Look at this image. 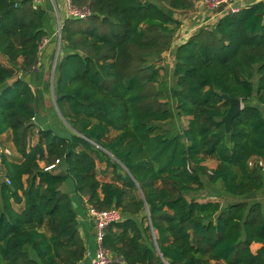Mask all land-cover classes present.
<instances>
[{
  "label": "trees",
  "instance_id": "trees-1",
  "mask_svg": "<svg viewBox=\"0 0 264 264\" xmlns=\"http://www.w3.org/2000/svg\"><path fill=\"white\" fill-rule=\"evenodd\" d=\"M72 2L92 14L86 26L63 20L53 82L60 132L35 122L45 97L27 78L56 16L38 0H0V136L11 133L16 150L0 162V264H84L79 212L61 188L68 180L93 209L121 211L104 229L108 264H264V202L194 195L204 177L248 199L264 189V114L252 102L264 105V0L175 47L180 14L196 0ZM167 50L172 85L149 62ZM223 94L243 102L229 132ZM175 113L188 120L182 130L166 126Z\"/></svg>",
  "mask_w": 264,
  "mask_h": 264
},
{
  "label": "rangeland",
  "instance_id": "rangeland-1",
  "mask_svg": "<svg viewBox=\"0 0 264 264\" xmlns=\"http://www.w3.org/2000/svg\"><path fill=\"white\" fill-rule=\"evenodd\" d=\"M155 2H159V0H153ZM238 6L241 5V3L239 2L237 4ZM196 8L193 9L192 12L195 11ZM206 10V9H205ZM190 12V13H192ZM189 13H186V15ZM185 14H180V16H184ZM185 15V16H186ZM177 16L178 13H177ZM82 24L83 26H86L89 24L88 18L82 20ZM202 26H208L207 24H204ZM200 26V27H202ZM182 27V26H181ZM55 52L53 57L51 58L50 64H49V74L47 76L48 81H50V84L48 86V88L46 89V96L45 99H43V103H41L40 105V110L38 111L37 115H36V119L35 122L37 123L38 126L40 127H51L57 131L63 132L65 129L64 127V120L61 117V115L58 112L57 106L55 104V96L53 93V89H52V75H53V66L55 64V59H56V54L57 52H59L58 57L60 55V51H61V40H59V22H57V26L55 28ZM175 39V37H174ZM0 61L3 63H7V61L0 55ZM149 62H157V64L160 66L161 70L160 73L163 74V76L167 77V80L169 81L170 85L173 84V77H172V67H173V58H172V52L171 50H167L164 51L161 56L156 55L153 56L151 58H149ZM39 95H41V93H39ZM40 97V96H39ZM41 99V97H40ZM42 102V100H41ZM252 102L254 104H257L260 106V108L263 111L264 114V105L259 104V102L257 101L256 98H254V100H252ZM171 104L172 107H174V102L173 100H171ZM175 111V107L173 108ZM187 118L186 117H179L176 113L174 115V117L172 118V120H170L166 126L171 128V129H177V130H182L186 125H187ZM0 147L1 148H8L12 153V156H16V150L12 141V134L11 133H6L3 134L2 136H0ZM1 157V156H0ZM216 159L214 158H208L207 160V164L210 167H214L216 165ZM101 166V165H100ZM2 167L0 165V174H2ZM205 183H206V188L198 193H194V195H196L200 200H219L223 205H226L230 202H235V201H239V200H260L262 202H264V189L258 193H256L254 196H252L251 198H244V197H240L237 195H230L228 193H226L223 188L222 185L220 183L218 184H211L209 183L208 179L206 177H204ZM67 185V188L69 186V188L71 190H73L72 193H70V195L72 196L75 206L78 210V212H83L85 213V209H84V205L82 204L79 196L77 195V193L74 190L73 187V182L71 180H68L67 182H65L64 184L61 185V188H65V186ZM66 190V189H65ZM88 239L90 240L89 243L91 244L90 250H91V257L89 258V260L92 259V257L95 256L96 254V249H97V242L96 239L94 238V236L92 237H88ZM259 247V245L257 244H253L252 248L253 250L257 249Z\"/></svg>",
  "mask_w": 264,
  "mask_h": 264
},
{
  "label": "crops",
  "instance_id": "crops-1",
  "mask_svg": "<svg viewBox=\"0 0 264 264\" xmlns=\"http://www.w3.org/2000/svg\"><path fill=\"white\" fill-rule=\"evenodd\" d=\"M38 1L41 2L43 5L48 4L49 8L51 9V13L55 14L56 16L54 5L51 2V0H38ZM55 1H56L58 9L63 14L66 0H55ZM256 1L258 0H235V3L238 4L240 2L241 3L240 6L243 7V6H247ZM195 8L196 9L194 12L191 11L192 13L189 12V14L187 15L185 14L186 16L185 15L180 16L182 18L183 23H182V27L179 29V31L175 35V39L173 43L174 47L186 41L189 38V36H191L199 28L204 18H207L208 21H211L209 19L211 16V13L205 10V7L203 6L201 0H196ZM56 19H57V16H56ZM55 43H56L55 33L52 32L42 45V49L40 53V62H39L38 68H36L35 71L30 73L27 77L28 80L31 82L33 89L36 90V92L41 93V95L44 97L46 96V89L48 88L50 84V81H48L47 76L49 74V68H50L49 64H50L51 58L54 55L55 48H56ZM64 189H66V191H68L69 193L73 192V190H71L69 186L67 188V185L65 186ZM81 202L84 205L85 213L79 212V219H80V224H81L80 231L87 243L88 252H90L91 254L92 253L90 250L91 244L89 243L90 240L88 239V237L94 236L95 238V226H94L93 217L91 215V207L87 204L86 198H83ZM254 244L260 245L259 243H254ZM90 257L91 255L87 256L84 264H91V260H89Z\"/></svg>",
  "mask_w": 264,
  "mask_h": 264
},
{
  "label": "built area",
  "instance_id": "built-area-1",
  "mask_svg": "<svg viewBox=\"0 0 264 264\" xmlns=\"http://www.w3.org/2000/svg\"><path fill=\"white\" fill-rule=\"evenodd\" d=\"M51 2L54 5L57 20L59 22V30H58L59 40H61V29H62L63 20L65 18L76 17V18L86 19L92 14L90 7L88 6L78 7L73 4L72 0H66L64 12L62 14L57 7L56 1L51 0ZM201 2L205 7L206 11L211 13V16L209 18L211 21H208L207 18H204L200 26L207 23L208 26H211L215 24V22L222 13L227 11L237 12L242 8V6H238L235 3V0H201ZM221 7L222 9H220ZM11 153L12 152L8 148L0 147V156H1L0 162L2 159V154L11 155ZM58 162L59 160L57 159L55 163L47 166L46 169L54 168L56 163ZM259 164L262 165L263 162L259 160ZM7 181L9 182V180ZM91 215L94 221L95 238L97 242L96 254L94 257H92L91 264H108L110 262V257L102 243L104 236V229L111 222H115L121 219L122 217L121 211L117 207H112L105 210H95L91 207ZM88 255H90V252H88Z\"/></svg>",
  "mask_w": 264,
  "mask_h": 264
},
{
  "label": "water",
  "instance_id": "water-1",
  "mask_svg": "<svg viewBox=\"0 0 264 264\" xmlns=\"http://www.w3.org/2000/svg\"><path fill=\"white\" fill-rule=\"evenodd\" d=\"M222 9V7L220 8ZM58 54H56L55 64L53 66V75H52V89L54 93V74H55V68H56V62L58 59ZM223 97L229 102V108L225 116L223 117V121L225 123L226 131L229 132L231 129L232 121L235 118V116L241 111L243 108V102L240 98L229 96L228 94H223Z\"/></svg>",
  "mask_w": 264,
  "mask_h": 264
}]
</instances>
